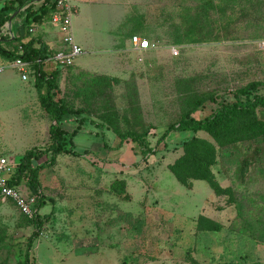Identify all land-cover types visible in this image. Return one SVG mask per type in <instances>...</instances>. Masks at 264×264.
<instances>
[{"label":"rangeland","instance_id":"rangeland-1","mask_svg":"<svg viewBox=\"0 0 264 264\" xmlns=\"http://www.w3.org/2000/svg\"><path fill=\"white\" fill-rule=\"evenodd\" d=\"M76 2L72 28L83 52L60 69L54 99L82 111L62 121L67 132L78 130L73 141L81 156H59L41 172L40 213L49 220L30 249V263L264 264L262 142L219 146L202 131L172 132L160 141L197 98L205 99L191 116L202 120L221 100L231 103L238 89L264 84V0ZM23 17L4 26L3 48L13 50L14 37L25 35ZM32 29L25 42L39 38L52 54L64 47L51 23ZM134 37L147 39L149 50L138 51ZM11 70L0 74L11 75L9 91H0V155L19 163L33 146L46 148L50 121L34 88V69L26 70L27 81ZM256 113L264 121V108ZM129 132L145 133L155 153L144 156L137 143L122 142L119 135ZM193 136L215 146L212 172L231 195L216 194L206 181L186 188L170 173ZM200 218L219 228L199 230ZM34 231L0 195V264H25Z\"/></svg>","mask_w":264,"mask_h":264},{"label":"trees","instance_id":"trees-1","mask_svg":"<svg viewBox=\"0 0 264 264\" xmlns=\"http://www.w3.org/2000/svg\"><path fill=\"white\" fill-rule=\"evenodd\" d=\"M35 0H4L0 8V40H3V28L9 21L11 14L21 8L24 11L18 16H24L21 28L26 30V35L14 37L18 45L13 50H7L0 44V55L9 62L16 59L30 64L34 69L35 87L38 93V101L43 112L49 118V143L46 148L34 147L23 155L18 163L16 173L10 180L11 186H17L25 181L31 195L37 196L34 206L36 213L30 220L36 228L29 241L27 253H25V264L30 263V249L34 241L40 236L41 230L49 220L43 216L40 210L45 206V198L41 192L40 175L48 166L56 164L59 156L80 157V153L75 150L74 137L78 130L67 132L62 128L63 118L66 116L77 117L82 114L81 110L64 104L62 101L54 99V94L58 90V78L60 70H49L46 62L51 58L52 51L48 45L39 38H30L29 31L33 26L49 24L55 12L56 0H44L38 6L31 4ZM20 29V27H18ZM5 38H10L6 36ZM4 41V40H3ZM260 82H253L244 88L233 93V101L225 103L224 100L218 103V108L208 117L197 120L191 115L199 108L205 98L199 97L193 104L190 113L181 118L177 123L171 124L163 133L160 141H165L172 132H205L214 139L219 146L235 144L245 140H259L264 146V121L257 117L256 110L264 108V94L260 93ZM54 92V93H53ZM85 119H81L84 124ZM121 141H133L142 147L144 156L152 155L155 152L148 148L144 134L129 132L120 134ZM121 145V144H120ZM183 154L174 164L169 165L170 173L184 187L189 188L192 181H206L216 194L231 195V190L222 188L216 181L212 172V167L216 163V148L209 141L193 136L183 143ZM47 158V160L44 159ZM117 190L124 193L123 186L117 185ZM219 225L204 218L198 222L199 230H215Z\"/></svg>","mask_w":264,"mask_h":264},{"label":"built area","instance_id":"built-area-1","mask_svg":"<svg viewBox=\"0 0 264 264\" xmlns=\"http://www.w3.org/2000/svg\"><path fill=\"white\" fill-rule=\"evenodd\" d=\"M37 1L38 0L31 2V4H35ZM74 1L77 0H56L55 12L53 13L52 20L50 22L52 25L56 26L59 32L62 34L61 41L64 47L61 48L58 52L52 54L51 58L48 60L53 62L55 68L59 70L61 68H68L72 66L76 59L83 52L81 47L76 43L72 28V17L75 14ZM41 2L37 3L39 4ZM19 10L21 12L24 11L25 8H21ZM24 31L26 35V30ZM30 31H33V29L31 28ZM9 36L11 38V35ZM132 43L140 52H145L150 48V42L147 39L134 37ZM48 61L46 63H48ZM9 66L14 70H18L21 73V77L24 81L28 80L26 70L30 68V64L25 63L20 59H16L12 61ZM4 70V67H0V73H2ZM17 165L18 163H15L11 159L0 155V195L6 199L13 201L20 214L29 219H32L34 217V214L36 213V209L34 208V206L37 201V196H33L30 194L25 181H22L17 186H11L9 184L10 180L16 173Z\"/></svg>","mask_w":264,"mask_h":264},{"label":"crops","instance_id":"crops-1","mask_svg":"<svg viewBox=\"0 0 264 264\" xmlns=\"http://www.w3.org/2000/svg\"><path fill=\"white\" fill-rule=\"evenodd\" d=\"M76 1H74V3H75ZM81 2V1H80ZM77 3V2H76ZM75 3V4H76ZM83 3V2H82ZM83 5H85V6H88V9H91L90 7L92 6L93 7V5L92 4H89V3H83V4H81V6H83ZM80 6V7H81ZM95 6V5H94ZM17 12V11H16ZM79 12H80V9H79ZM20 13V12H19ZM19 13H18V15H19ZM79 14V13H78ZM78 14H77V16H78ZM75 18H76V16H75ZM45 31V30H44ZM43 33V32H42ZM53 33H55V31L53 32ZM45 34H46V32H45ZM83 34H79L78 35V37H76L77 39H82L83 37ZM47 39V38H46ZM48 40V39H47ZM43 42V41H42ZM47 44V43H46ZM11 62H4L3 61V59L1 60L0 59V67H4L5 68V70L2 72V73H0V74H3L5 71H6V69H9L10 68V66H9V64H10ZM47 67L49 68V70H56L57 68H55V65L52 63L51 65H47ZM12 69V68H11ZM14 69H12L11 71L14 73V75H18V74H16V70H14ZM59 70V69H58ZM7 72H9V70L7 71ZM60 72H62V70L60 71ZM10 76L11 75H5V78H3V79H1L0 78V91L1 90H8V89H10L11 88V85H10V81L8 80V78H10ZM34 88L36 89V87H35V79H34ZM9 91V90H8ZM36 91H37V89H36ZM44 116L46 117V114L44 113ZM47 118V117H46ZM48 119V118H47ZM49 126H50V124H49ZM48 134H49V127H48ZM49 136V135H48ZM34 147V146H33ZM32 147V148H33ZM36 147V146H35ZM29 150V149H28ZM27 151V150H26ZM25 151V152H26ZM24 152V153H25Z\"/></svg>","mask_w":264,"mask_h":264},{"label":"water","instance_id":"water-1","mask_svg":"<svg viewBox=\"0 0 264 264\" xmlns=\"http://www.w3.org/2000/svg\"><path fill=\"white\" fill-rule=\"evenodd\" d=\"M43 0H38L37 2H41ZM20 12V10H18L17 12H15L14 14H12V16L10 17L9 21L7 22L8 24H11L13 19L18 15V13Z\"/></svg>","mask_w":264,"mask_h":264}]
</instances>
